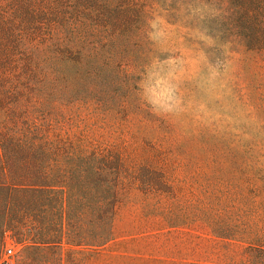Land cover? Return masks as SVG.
I'll list each match as a JSON object with an SVG mask.
<instances>
[{
  "label": "trees",
  "instance_id": "1",
  "mask_svg": "<svg viewBox=\"0 0 264 264\" xmlns=\"http://www.w3.org/2000/svg\"><path fill=\"white\" fill-rule=\"evenodd\" d=\"M161 2L166 11L177 4L176 12L192 13L201 5L206 18L219 19L223 36L229 33L264 59V0ZM146 16L139 0H0V78L10 75L17 102L26 95L42 105L45 93H55L62 105H93L127 115L138 106L133 72L146 61ZM20 140L16 164L9 165L10 175L0 183L7 204L19 206L23 223L13 230L27 241L17 264H82L84 255L97 254L114 239L125 176L146 198L178 196L167 170L152 166L147 156L143 166L129 171L123 149L93 146L85 135L59 133L39 142L31 133ZM248 153L252 165L244 161ZM236 157L241 158L236 184L226 182L233 191L208 193L170 222H203L215 237L245 242L248 251L264 257V145L238 148ZM221 199L232 204L224 218L215 209ZM30 204L33 225L26 227Z\"/></svg>",
  "mask_w": 264,
  "mask_h": 264
},
{
  "label": "rangeland",
  "instance_id": "2",
  "mask_svg": "<svg viewBox=\"0 0 264 264\" xmlns=\"http://www.w3.org/2000/svg\"><path fill=\"white\" fill-rule=\"evenodd\" d=\"M161 1L139 0L146 10L142 34L148 43L146 61L133 72L138 106L127 115L93 105H62L55 93H45L42 105L26 95L17 102L10 75L0 78V183L10 175L9 165L16 164L18 139L31 133L39 142L59 133L85 135L93 146L123 149L129 171L143 166L147 156L152 166L167 170L178 196L146 198L125 176L114 239L97 254L84 255L82 264H264L261 253L248 251L245 242L215 237L203 222H170L208 193L233 191L226 182L236 184L241 159L236 150L264 145V59L229 33L223 36L219 19L206 18L201 5L192 13L176 12L177 4L166 11ZM161 79L170 88L166 108L153 105L145 94ZM244 161L253 164L249 153ZM5 195L0 186V257L12 248L17 264L27 241L13 230L23 223L19 206L7 204ZM231 205L222 199L215 204L219 218L231 213ZM26 208L25 226L32 227L33 208ZM67 249L63 245V257Z\"/></svg>",
  "mask_w": 264,
  "mask_h": 264
},
{
  "label": "clouds",
  "instance_id": "3",
  "mask_svg": "<svg viewBox=\"0 0 264 264\" xmlns=\"http://www.w3.org/2000/svg\"><path fill=\"white\" fill-rule=\"evenodd\" d=\"M145 94L153 105L166 108L170 100V88L161 79L158 84H152L145 89Z\"/></svg>",
  "mask_w": 264,
  "mask_h": 264
},
{
  "label": "built area",
  "instance_id": "4",
  "mask_svg": "<svg viewBox=\"0 0 264 264\" xmlns=\"http://www.w3.org/2000/svg\"><path fill=\"white\" fill-rule=\"evenodd\" d=\"M15 255L12 248H6L0 257V264H15Z\"/></svg>",
  "mask_w": 264,
  "mask_h": 264
}]
</instances>
